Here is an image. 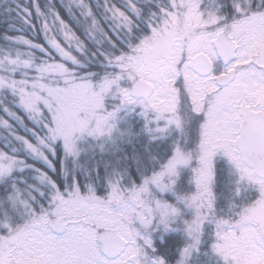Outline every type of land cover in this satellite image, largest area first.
<instances>
[{"label":"snow or ice","instance_id":"obj_1","mask_svg":"<svg viewBox=\"0 0 264 264\" xmlns=\"http://www.w3.org/2000/svg\"><path fill=\"white\" fill-rule=\"evenodd\" d=\"M0 264H264V0H0Z\"/></svg>","mask_w":264,"mask_h":264}]
</instances>
